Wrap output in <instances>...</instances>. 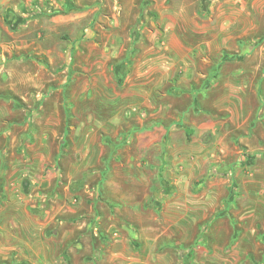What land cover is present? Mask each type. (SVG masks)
Instances as JSON below:
<instances>
[{
	"label": "rangeland",
	"instance_id": "1",
	"mask_svg": "<svg viewBox=\"0 0 264 264\" xmlns=\"http://www.w3.org/2000/svg\"><path fill=\"white\" fill-rule=\"evenodd\" d=\"M0 264H264V0H0Z\"/></svg>",
	"mask_w": 264,
	"mask_h": 264
},
{
	"label": "trees",
	"instance_id": "2",
	"mask_svg": "<svg viewBox=\"0 0 264 264\" xmlns=\"http://www.w3.org/2000/svg\"><path fill=\"white\" fill-rule=\"evenodd\" d=\"M5 20L8 23L11 22V19L9 17H6ZM116 70H117L116 73L118 72L119 75H124L125 74V71L123 70V66L122 65H120L119 67H117Z\"/></svg>",
	"mask_w": 264,
	"mask_h": 264
}]
</instances>
